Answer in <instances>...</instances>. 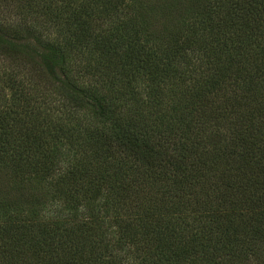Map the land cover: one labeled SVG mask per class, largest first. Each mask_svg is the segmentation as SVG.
<instances>
[{
	"label": "trees",
	"instance_id": "obj_1",
	"mask_svg": "<svg viewBox=\"0 0 264 264\" xmlns=\"http://www.w3.org/2000/svg\"><path fill=\"white\" fill-rule=\"evenodd\" d=\"M9 2L0 264H264V0Z\"/></svg>",
	"mask_w": 264,
	"mask_h": 264
},
{
	"label": "rangeland",
	"instance_id": "obj_2",
	"mask_svg": "<svg viewBox=\"0 0 264 264\" xmlns=\"http://www.w3.org/2000/svg\"><path fill=\"white\" fill-rule=\"evenodd\" d=\"M9 5H11V2L0 5V24L5 25V26H7V25H16L20 21H24V15L21 14L20 11H18V9H16L14 6H12V8H10ZM12 10L14 12L17 11V13L13 14ZM28 23L31 24L32 21H28ZM52 35H54V32L49 34V37L52 36ZM1 65H4L3 67H5V70H7V71H10L12 69H15L16 71H20V70L24 71L23 66H20V62L18 64L16 63L14 65L15 66V68H14L12 61H9L8 59L7 60L2 59V60H0V66ZM20 67H22V68H20ZM47 102H49L52 105L51 95L49 96V99H47ZM59 103L61 104V101ZM4 175H5L4 173H0V199L8 201V199L11 200L12 198L15 197L16 192L13 191V189H10V184L7 187V183L9 182V180L6 181L5 179H3ZM242 221L245 222V220H242ZM103 230L104 229H100L99 228L98 231L101 232ZM95 243H97L100 246H102L105 243V241H102L101 237L99 236L95 240ZM254 247H255V249H258L260 247V245L259 244H255ZM133 253H134V249L132 248V246H125L124 247V252L115 251V254H116L117 257H122L123 256V260H121L123 264H131L132 262H135L133 260V258H134ZM258 253L261 254L264 257V252H258ZM112 254H113V252H112ZM99 259L101 261H105L106 264H109V262H111V260H112L111 257H103V258H99ZM252 263H253V260H250V262L248 264H252Z\"/></svg>",
	"mask_w": 264,
	"mask_h": 264
}]
</instances>
